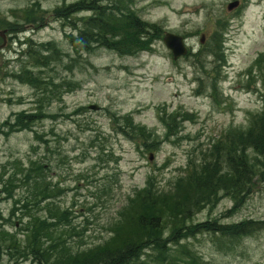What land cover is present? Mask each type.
Instances as JSON below:
<instances>
[{
  "label": "rangeland",
  "instance_id": "374dc122",
  "mask_svg": "<svg viewBox=\"0 0 264 264\" xmlns=\"http://www.w3.org/2000/svg\"><path fill=\"white\" fill-rule=\"evenodd\" d=\"M32 1L0 0V16L11 18V10L24 8ZM62 1L38 0L39 6L48 10L40 28L31 31L27 27L19 34V37L30 36L34 41L53 39L68 54L62 57V63L32 70L35 76L43 70L45 78L53 76L56 81L77 83L75 91L64 93L61 100L55 99L46 107L54 119L34 123L32 131H19L9 123L2 125L12 112L31 111L36 95L28 85L2 74L6 69L2 67L4 64L9 70L18 69L19 62H4L5 56H15L13 47L17 44L12 43L9 51L4 48V54L0 53V178L8 181L13 174L17 178L12 198L5 197L0 185V230L15 233L28 220L23 207L13 215L11 211L14 200L27 194L28 187H18L19 180L24 178L20 169L29 164V159L36 158L37 153V159L51 166L47 175L54 184L52 190L62 189L53 204L59 211L68 210L64 214L69 218L68 224L64 218L60 219L61 224L54 231L65 234L62 237L75 251L92 247L109 234H128L129 230L122 228L131 225L135 214H146L147 221L151 208L138 201L132 210L130 200L134 198V190L143 187L149 173L154 175L160 188L169 189L183 174L187 156L201 158L200 152L213 138H219L225 128L245 126L249 114L261 108L264 73L259 72L264 67V58L261 65H256L253 59L264 51V0H240L242 11H237L238 7L226 10L232 0H134L143 19L161 23L164 32L188 34L187 45L192 52L198 50L201 33L206 34L207 41L215 21L227 20L225 34L221 36L226 59L225 67L220 69V106L209 98V91H195L199 86L197 77L205 75L202 68L193 63L192 57L173 59L162 40L135 56H120L103 48L90 55L75 54L64 37L69 32L68 26L51 12ZM214 44L217 45L215 41ZM203 59L207 63L211 61L210 57ZM70 64L71 69H67L66 65ZM89 105H96L97 109ZM175 111L194 112L192 120L171 128L178 129V136L189 137L163 141L166 124L174 123ZM113 114L128 115L133 122L146 126L152 131L151 136L146 134L150 139L144 141L140 135L132 139V135L116 133ZM122 122L125 121L122 119ZM50 129L56 134L54 137ZM34 131L47 133L49 144L58 145L63 157L56 161L44 155L45 145L38 152ZM258 185V190L238 204L232 214L223 215L228 208L231 212L233 202L221 197L211 208L196 212L192 220L215 217L219 222L229 223L245 218L264 219V183ZM29 208L35 210L34 206ZM39 214L45 216L46 212ZM164 219L166 224L170 222V218ZM16 235L22 238V234ZM212 240L206 234L189 238L191 247L217 264H264V232L243 238L230 251L218 250ZM1 257L3 264H25L17 258L7 260L5 253Z\"/></svg>",
  "mask_w": 264,
  "mask_h": 264
},
{
  "label": "trees",
  "instance_id": "16d2710c",
  "mask_svg": "<svg viewBox=\"0 0 264 264\" xmlns=\"http://www.w3.org/2000/svg\"><path fill=\"white\" fill-rule=\"evenodd\" d=\"M132 4V0H76L68 4L63 0L51 12L70 29L64 37L75 54L90 55L103 48L120 56H134L150 50L152 41L160 38L162 32L157 24L145 22ZM38 5L34 2L13 11L15 19L12 21L0 17V27L3 25L10 31H19L25 25H40L45 11ZM214 41L217 45L212 48L203 45L189 55L202 65L205 55L214 57V75H211L208 85L213 91V100L220 104L217 76L222 57L219 41L216 37ZM24 42L20 55L24 54L26 61L21 59L19 79L33 83L37 108L31 113L17 114L13 124L18 125L17 130L30 129L34 121L46 117V107L53 100H60L65 92L76 87L73 81H56L53 76L45 78L43 70L36 76L32 72V67H50L63 62L62 57L67 54L55 40L34 42L26 38ZM66 67L71 69L72 64ZM183 116L176 114L174 123L166 124L165 139L177 134V129L171 128L176 126L177 120L182 121ZM112 119L118 133L126 136L140 134L144 138L149 137L147 133L151 135L129 116L113 115ZM43 135L34 131L37 145L47 144L44 155L54 158ZM59 154L58 158H62V151ZM200 154L201 158L187 160L184 174L167 190L158 188L152 176L146 178V185L135 192L130 202L132 210L136 209L138 201L151 208L152 214L147 221L144 218L146 214H135L136 218L132 219L130 226L121 227L129 230L128 234L112 233V236L109 234L92 247L75 251L62 237L65 234L54 231L60 226V219L64 218L68 224L69 218L64 215L68 210L59 211L53 204L60 190H52L53 184L47 179L50 167L39 159H30L29 164L20 169L24 178L19 180L18 185L19 188L28 187L27 194L14 200L11 211L13 215L15 210L23 207L28 222H24L15 233L0 230V264H3L2 253L8 255L7 260L17 258L25 264H217L203 258L191 247L189 238L206 234L213 238L212 243L218 250L230 251L243 238L264 232V219L245 218L229 223L219 222L215 217L196 222L192 220L196 212L211 208L221 197L233 202L231 212L227 209L229 214L224 212L223 215L232 214L238 204L244 203L258 190V183H264V93L261 110L251 115L246 126L226 129L219 138H213ZM13 175L8 181L0 178L6 198H12L17 185V178ZM29 206H34L35 210L31 211ZM40 211H45V216L40 215ZM164 218H170V222L166 224ZM7 222L10 223L11 218L8 217ZM13 225L16 227L15 223ZM16 234H22V238Z\"/></svg>",
  "mask_w": 264,
  "mask_h": 264
},
{
  "label": "water",
  "instance_id": "95a60500",
  "mask_svg": "<svg viewBox=\"0 0 264 264\" xmlns=\"http://www.w3.org/2000/svg\"><path fill=\"white\" fill-rule=\"evenodd\" d=\"M232 6L234 5L230 4L228 8H232ZM164 41L166 45L173 50L175 56L179 54H183L186 51L181 43V37L179 36H175L173 34L167 33L164 36ZM92 107L96 108V106H92Z\"/></svg>",
  "mask_w": 264,
  "mask_h": 264
},
{
  "label": "bare ground",
  "instance_id": "6f19581e",
  "mask_svg": "<svg viewBox=\"0 0 264 264\" xmlns=\"http://www.w3.org/2000/svg\"><path fill=\"white\" fill-rule=\"evenodd\" d=\"M67 54V53H66ZM68 55V54H67ZM64 56V55H63ZM29 86H31V87H33V83H27ZM14 120V122H16V120L15 119H13Z\"/></svg>",
  "mask_w": 264,
  "mask_h": 264
}]
</instances>
